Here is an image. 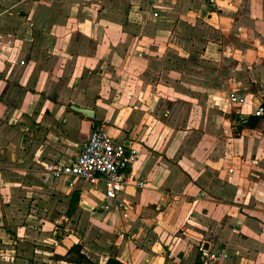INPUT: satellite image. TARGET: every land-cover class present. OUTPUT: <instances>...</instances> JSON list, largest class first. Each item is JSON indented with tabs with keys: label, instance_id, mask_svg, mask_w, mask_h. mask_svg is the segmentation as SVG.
Instances as JSON below:
<instances>
[{
	"label": "crops",
	"instance_id": "crops-1",
	"mask_svg": "<svg viewBox=\"0 0 264 264\" xmlns=\"http://www.w3.org/2000/svg\"><path fill=\"white\" fill-rule=\"evenodd\" d=\"M217 2V12L192 0L167 11L155 0L157 18L146 10L131 19L112 0H0V247L9 249L0 264H77L73 245L94 264H194L201 246L227 250L221 264H264V117L227 133L225 79L213 67L227 54L219 44L236 41L227 48L234 70L264 73V0ZM260 93L239 95L264 106ZM234 107L235 121L253 116ZM96 125L137 151L120 196L127 220L112 202L102 212V192L43 173L72 162ZM34 133L45 134L38 142ZM39 165L42 194L28 177ZM95 198L100 227L114 237L96 245L70 234L51 246L46 219H76Z\"/></svg>",
	"mask_w": 264,
	"mask_h": 264
},
{
	"label": "built area",
	"instance_id": "built-area-1",
	"mask_svg": "<svg viewBox=\"0 0 264 264\" xmlns=\"http://www.w3.org/2000/svg\"><path fill=\"white\" fill-rule=\"evenodd\" d=\"M228 5L232 6L231 2ZM207 6L211 11L221 10L217 0H208ZM153 17L157 18L158 14L153 13ZM138 57L141 55L139 54ZM243 103L245 97L235 92L229 97L228 107L241 106ZM252 115L257 118L264 117V106L258 105ZM136 156L135 149L114 140L104 131L102 125H96L72 162L47 164L43 173L50 181H63L68 189H74L75 182L79 181L92 191L102 192L104 199L102 212L110 211L112 209L110 202H112L121 218L127 220L131 209L120 199V196L127 187L126 171L135 163ZM135 185L138 188L143 186L140 182ZM235 230L233 228V231ZM228 258L227 250H214L201 246L198 248L194 264H221Z\"/></svg>",
	"mask_w": 264,
	"mask_h": 264
},
{
	"label": "rangeland",
	"instance_id": "rangeland-1",
	"mask_svg": "<svg viewBox=\"0 0 264 264\" xmlns=\"http://www.w3.org/2000/svg\"><path fill=\"white\" fill-rule=\"evenodd\" d=\"M113 2H119V3H123V9L120 10V12L122 14H126L127 18L128 15L131 13V19H135L136 17L133 14H139L142 13L144 11L147 10V12L149 13H153V4L155 2V0H112ZM179 1H184V0H163V4H164V9H166L167 11H171V9L173 10V8L178 4ZM188 1V0H185ZM219 1V0H217ZM192 2H195L196 4H198L199 6L202 4H207L208 0H192ZM218 3V2H217ZM232 3V0H231ZM227 6L229 7V9H232L233 7V3L232 6H229L227 4ZM226 15L227 17L229 15H231L232 13H228V11L226 10ZM163 14V13H161ZM165 14V13H164ZM220 14V13H217ZM235 19H229L227 20L228 24H232L233 21H235ZM230 28V27H229ZM235 42L236 41H231V42H225L223 45L219 44L220 51H224L226 54L225 56V61H223V65H221V67L219 68V66H213L216 70H220V73L223 72L224 79H225V97H224V101H225V110H224V117L227 119L229 126L231 127V129H228V127L226 126V131L227 133H235L236 131V121L235 118L233 117L234 114V106H231L230 108L228 107V102H229V97L236 93H241V94H245V95H250L253 92H261L259 95L264 97V73L263 74H256L255 76H251V74L249 75V73L245 72L244 69L243 70H239L237 67V70H234L236 65L233 62V53L231 54V50L227 52V48H233L235 47ZM238 42V40H237ZM233 51V49H232ZM230 54V56H229ZM238 55H240V59L242 62V67H244L248 62L249 59H246L247 53L245 54V56L243 57V53H239ZM249 64H247L246 66H248ZM224 68V69H223ZM235 71V72H234ZM248 71V70H247ZM250 98V97H249ZM246 99V98H245ZM250 101V99H249ZM249 101L247 104L246 100L245 103H243L241 106H243L242 109H255V107H252V103H250L249 105ZM262 101V100H260ZM262 104V103H261ZM236 106V105H235ZM254 106V105H253ZM234 107V108H233ZM248 107V108H247ZM237 108H240V106L237 105ZM254 109L252 111H254ZM222 113V112H220ZM238 114V113H237ZM242 114V113H241ZM231 124V125H230ZM240 133V132H239ZM243 133H251V132H243ZM45 133H34L33 137L34 139H36L38 142L41 141V138L39 137V135L43 136ZM71 153H68L65 155L63 160H67L69 159V157H71ZM44 164V163H43ZM46 164V163H45ZM44 166V165H43ZM42 171V166H38L32 173L33 175L28 176L31 177L35 183L36 186H40L39 190L36 192L38 194H42V190L41 187L47 185L46 182H44V176H42L41 174ZM38 188V187H36ZM94 201L92 202V206H94V208L91 209V207H88L86 204H81L83 206V208H79L78 206L75 207L73 210H77L79 211V217H77L76 219H72L70 216L67 217V220H64L61 224L56 223L57 220L60 218H57L56 216H51L50 219H46L47 221H50L51 225L47 227V231L50 232L49 234V239H51V242L49 241V243H51V246H55L57 244H61L62 240L67 237L68 235H73L76 238L80 239L81 237H79L80 235L83 237H85L86 239H91V241H93L96 245L98 244V242L100 241L99 239H102L103 241L106 242V240H111V237H114L113 233H109L108 231H106V229L104 228V226L100 227V222H103L102 220L105 218L104 216H100L101 212L99 210H97V208L95 207L96 204V198L93 199ZM67 204V201H66ZM34 206H40V203H34ZM79 206V207H82ZM68 207V204H67ZM69 211V210H68ZM68 213V212H67ZM114 215L111 216V219L113 220V223L115 225H117L116 227H120L121 230L124 226V223L122 222V220H120V218L116 215L114 218ZM40 218V217H38ZM38 218H33V221H38L41 219ZM45 220V219H44ZM68 226V228H67ZM35 230H37V225L34 226ZM56 227V228H55ZM77 227H80L79 229H76ZM39 228V226H38ZM103 228V232L100 230ZM69 229V230H68ZM74 229V231L76 233H74V231H72ZM64 230H67V232L65 233ZM91 231H94L93 233H91ZM10 232V231H9ZM16 235L15 233L10 232V238L11 239H16ZM35 236V234H34ZM115 238H117V236H115ZM96 240V241H95ZM115 241V240H114ZM113 241V242H114ZM35 242V241H34ZM13 247H17L16 245H14ZM0 252L1 255L7 257V259H9V255L7 252H9V249H5L0 247ZM4 258V257H3ZM6 259V258H5ZM6 261V260H5Z\"/></svg>",
	"mask_w": 264,
	"mask_h": 264
},
{
	"label": "trees",
	"instance_id": "trees-1",
	"mask_svg": "<svg viewBox=\"0 0 264 264\" xmlns=\"http://www.w3.org/2000/svg\"><path fill=\"white\" fill-rule=\"evenodd\" d=\"M259 120L260 118H257L254 116L245 117L242 114H237L236 116V123H237L236 126L237 127H236L235 133H239L244 129H247V130L254 129L258 125ZM80 249L81 247L79 245H73L68 250L67 255H73V261L77 264H94V263H91V261H89L86 256L80 253ZM105 264H122V263L114 258H109L105 262Z\"/></svg>",
	"mask_w": 264,
	"mask_h": 264
},
{
	"label": "water",
	"instance_id": "water-1",
	"mask_svg": "<svg viewBox=\"0 0 264 264\" xmlns=\"http://www.w3.org/2000/svg\"><path fill=\"white\" fill-rule=\"evenodd\" d=\"M70 108H71V110H73V111H75L77 113H80V114L84 115L85 117H87L89 119H92L94 117L93 111H91L89 109L79 108V107H76V106H71Z\"/></svg>",
	"mask_w": 264,
	"mask_h": 264
}]
</instances>
